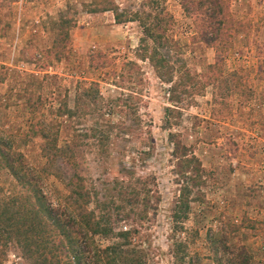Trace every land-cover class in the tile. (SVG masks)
Segmentation results:
<instances>
[{
  "label": "rangeland",
  "instance_id": "374dc122",
  "mask_svg": "<svg viewBox=\"0 0 264 264\" xmlns=\"http://www.w3.org/2000/svg\"><path fill=\"white\" fill-rule=\"evenodd\" d=\"M91 1L0 3V133L32 167L41 166L43 159L40 138L25 136L30 120L54 123L58 142L86 134L76 157L89 192L86 209L108 219L114 232L136 230L143 264H176L171 253L175 241L186 245L190 259L185 264H215L206 236L220 229L230 244L244 247L251 264H264V67L259 73L250 36H235L216 81L207 84L197 75L213 63V50L190 40V22L178 0H158L172 19L164 35L167 44L159 49L172 68V82L178 84L173 95L178 99L169 102L171 84L136 57L142 36L138 25L114 24L110 12H89ZM107 1L131 12L141 4ZM230 8L241 20H264V0H231ZM60 20L61 28L68 26L67 39L58 36ZM46 51L45 71L52 80L41 79L34 61ZM93 54H103L102 68L88 67ZM80 80L96 83L100 99L85 115L55 116L59 104L73 107L74 86ZM26 95L32 103L41 98V108L33 114ZM169 133L178 134L210 173L189 194V209L179 219L181 233L172 231L179 184ZM69 173L56 164L47 178L53 199L65 197L63 183ZM9 184L0 170V188L6 190ZM10 189L18 192L15 186ZM20 257L10 245L0 254V264H28Z\"/></svg>",
  "mask_w": 264,
  "mask_h": 264
},
{
  "label": "trees",
  "instance_id": "16d2710c",
  "mask_svg": "<svg viewBox=\"0 0 264 264\" xmlns=\"http://www.w3.org/2000/svg\"><path fill=\"white\" fill-rule=\"evenodd\" d=\"M16 1L18 0H0V3ZM20 1L27 3L33 0ZM178 4L183 16L190 22L187 28L191 31L190 40L211 48L214 52L213 63L206 67L204 73L197 75L198 78H202L207 84L216 81L224 56L230 50L235 36L241 33L250 36L258 72H262V16L258 23L239 19L231 12V0H178ZM86 8L92 13L110 12L114 24L135 22L138 25L142 36L138 42L136 57L146 60L160 80L171 84L168 88L169 102H176L178 98L173 95L178 84L172 82V68L168 67L167 60L159 52L167 44L164 35L172 19L164 12L158 0H141L139 10L133 12L123 11L107 0H92ZM67 28L68 26L61 28L60 20L58 36L67 39ZM49 52L39 53L38 58L34 59L37 70L42 73L41 79L52 80L45 71ZM103 59V54L90 55L88 67L94 70L102 68ZM43 60L47 62L45 65ZM185 71L183 69L184 74ZM188 80H192V77ZM74 90L73 107L68 109L65 104H59L55 116L69 119L74 115H85L96 98L100 99L94 82L80 80L76 82ZM40 99L37 97L36 102L32 103L31 96L26 95L25 103L30 107L29 113L33 114L37 106L41 108ZM170 110L172 109L165 108L166 112ZM25 127L26 137L40 138L39 151L43 163L38 167L30 166L13 142L0 133V170L10 179L6 190L0 188V254L12 245L20 253V258L28 264H143L142 251L134 240L136 230L114 232L108 219L104 220L93 210L86 209L89 192L85 189L76 158L79 145H82L81 137H86V134L77 133L68 141L58 142V131L54 123L37 119L30 120ZM125 128L127 127L118 128V131L123 132ZM109 133V130L105 131L98 141H105ZM167 141L171 146L170 157L174 161L173 173L179 184L171 216L172 231L181 233L183 228L179 219H184L189 209V194L193 189L199 190L210 173L204 169L191 148L181 143L178 134H167ZM56 164L70 172L63 183L66 195L61 201L53 199L46 183L47 178L53 176ZM14 186L18 188L16 193L10 189ZM125 203L128 205L129 200ZM225 235L227 234L220 229L217 233L209 232L206 236L213 262L251 264V258L244 247L230 244ZM105 242L107 244H103ZM171 253L176 264H185L190 259L186 245L181 241L172 243Z\"/></svg>",
  "mask_w": 264,
  "mask_h": 264
}]
</instances>
